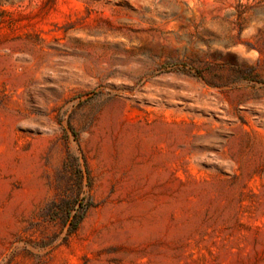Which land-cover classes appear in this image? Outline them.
Masks as SVG:
<instances>
[{
	"label": "rangeland",
	"instance_id": "obj_1",
	"mask_svg": "<svg viewBox=\"0 0 264 264\" xmlns=\"http://www.w3.org/2000/svg\"><path fill=\"white\" fill-rule=\"evenodd\" d=\"M0 264H264V0H0Z\"/></svg>",
	"mask_w": 264,
	"mask_h": 264
},
{
	"label": "trees",
	"instance_id": "obj_2",
	"mask_svg": "<svg viewBox=\"0 0 264 264\" xmlns=\"http://www.w3.org/2000/svg\"><path fill=\"white\" fill-rule=\"evenodd\" d=\"M82 216H83V213L78 214V215L76 216V220L74 221V223H73V225H72V230H74V229L78 226L79 222H80L81 219H82Z\"/></svg>",
	"mask_w": 264,
	"mask_h": 264
}]
</instances>
